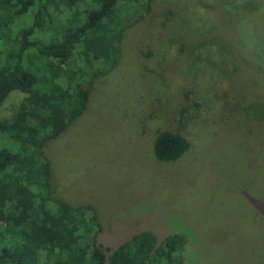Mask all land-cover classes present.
I'll use <instances>...</instances> for the list:
<instances>
[{
	"label": "rangeland",
	"instance_id": "374dc122",
	"mask_svg": "<svg viewBox=\"0 0 264 264\" xmlns=\"http://www.w3.org/2000/svg\"><path fill=\"white\" fill-rule=\"evenodd\" d=\"M90 91L44 155L56 195L94 209L101 241L181 234L185 264L231 263V240L253 233L264 246V0H154ZM22 98L13 92L0 117ZM162 131L190 142L179 160L154 157Z\"/></svg>",
	"mask_w": 264,
	"mask_h": 264
},
{
	"label": "trees",
	"instance_id": "16d2710c",
	"mask_svg": "<svg viewBox=\"0 0 264 264\" xmlns=\"http://www.w3.org/2000/svg\"><path fill=\"white\" fill-rule=\"evenodd\" d=\"M153 2L0 0V109L13 92L23 95L7 119L0 117V264H185L188 239L181 234L140 230L101 241L94 209L56 195L44 155L85 113L94 81L118 67L126 30ZM190 146L183 134L162 131L153 153L171 163ZM253 235L231 240L239 258L226 264H264V246L253 245ZM200 244L206 251L209 243Z\"/></svg>",
	"mask_w": 264,
	"mask_h": 264
}]
</instances>
